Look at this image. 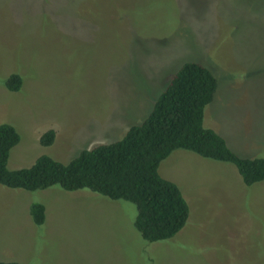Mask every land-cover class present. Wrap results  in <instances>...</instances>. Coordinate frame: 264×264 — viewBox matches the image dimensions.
<instances>
[{
  "label": "rangeland",
  "instance_id": "obj_1",
  "mask_svg": "<svg viewBox=\"0 0 264 264\" xmlns=\"http://www.w3.org/2000/svg\"><path fill=\"white\" fill-rule=\"evenodd\" d=\"M218 79L204 125L264 157V0H0V123L20 141L8 167L68 163L147 118L185 62ZM23 77L18 91L6 78ZM54 129L53 144L41 135ZM190 207L173 237L148 241L136 205L89 189L0 184V260L22 264H264V180L176 149L160 164ZM46 207L36 225L32 203Z\"/></svg>",
  "mask_w": 264,
  "mask_h": 264
},
{
  "label": "trees",
  "instance_id": "obj_2",
  "mask_svg": "<svg viewBox=\"0 0 264 264\" xmlns=\"http://www.w3.org/2000/svg\"><path fill=\"white\" fill-rule=\"evenodd\" d=\"M9 91L23 86V77L11 73L5 80ZM218 79L205 65L185 62L158 96L147 118L131 126L118 140L81 149L68 163L41 155L29 167L9 169L11 149L20 134L10 123H0V184L34 191L60 186L67 191L89 189L113 200L136 205L134 227L148 241L166 240L186 224L190 207L180 187L164 177L161 162L176 149H186L207 159L233 163L245 184L264 180V157H244L226 139L204 125L206 106L213 101ZM49 129L40 137L43 145L54 143ZM33 221L41 225L46 207L30 206ZM0 264H22L2 261Z\"/></svg>",
  "mask_w": 264,
  "mask_h": 264
}]
</instances>
